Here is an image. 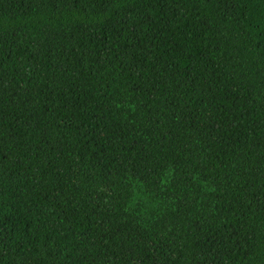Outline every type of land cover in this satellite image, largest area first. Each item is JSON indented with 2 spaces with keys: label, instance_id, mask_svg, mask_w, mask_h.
I'll list each match as a JSON object with an SVG mask.
<instances>
[{
  "label": "trees",
  "instance_id": "trees-1",
  "mask_svg": "<svg viewBox=\"0 0 264 264\" xmlns=\"http://www.w3.org/2000/svg\"><path fill=\"white\" fill-rule=\"evenodd\" d=\"M0 264H264V0H0Z\"/></svg>",
  "mask_w": 264,
  "mask_h": 264
}]
</instances>
